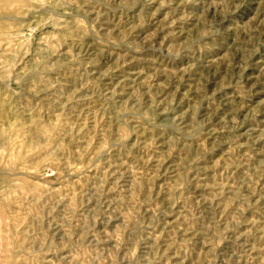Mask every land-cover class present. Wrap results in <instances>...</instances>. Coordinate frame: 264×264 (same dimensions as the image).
<instances>
[{
    "label": "rangeland",
    "instance_id": "374dc122",
    "mask_svg": "<svg viewBox=\"0 0 264 264\" xmlns=\"http://www.w3.org/2000/svg\"><path fill=\"white\" fill-rule=\"evenodd\" d=\"M182 9L0 0V249L23 242L16 264H63L68 239L74 264H259L264 104L247 109L264 56L193 46Z\"/></svg>",
    "mask_w": 264,
    "mask_h": 264
},
{
    "label": "clouds",
    "instance_id": "9594fccd",
    "mask_svg": "<svg viewBox=\"0 0 264 264\" xmlns=\"http://www.w3.org/2000/svg\"><path fill=\"white\" fill-rule=\"evenodd\" d=\"M181 3L183 15L180 19L193 30V46L200 44L215 49L214 55L227 53L226 59H231L233 54L239 59L237 48L243 51L246 59L253 55L264 56V0H181ZM258 102L264 104V98L249 101L247 110L251 112ZM64 248L68 254L61 257L63 264H74L86 255L79 241L68 239ZM0 252V264H16V258H23L28 249L23 242L13 245L5 241ZM259 252V264H264V248ZM246 254L249 259L253 258L251 251L246 250ZM53 264H60V261Z\"/></svg>",
    "mask_w": 264,
    "mask_h": 264
}]
</instances>
